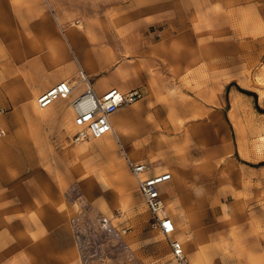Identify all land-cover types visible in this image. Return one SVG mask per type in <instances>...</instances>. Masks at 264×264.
<instances>
[{
	"label": "crops",
	"instance_id": "1",
	"mask_svg": "<svg viewBox=\"0 0 264 264\" xmlns=\"http://www.w3.org/2000/svg\"><path fill=\"white\" fill-rule=\"evenodd\" d=\"M75 21L81 28H74L76 22L64 26L54 15L52 19L34 17L30 24L18 26L19 36L0 40V106L9 110L0 116L5 132L0 137V264L76 262L66 226L71 209L63 192L76 183L92 197L91 186L101 192L99 175L90 176L89 159L83 158L88 140L74 146L43 139L45 129H57L59 121L69 135L75 132L69 107L66 114H57L58 106L65 102L38 110L33 98L59 81L73 86L74 94L81 93L78 71L88 78L96 95L109 89L142 94L132 105L135 111L122 116L118 110L110 117L111 132L101 138L102 146L94 140L93 147L115 163L119 141L130 142V152L125 154L132 159L128 158L147 165L148 174L168 173L170 180L161 186L160 194L175 229L180 222L177 215L189 210L193 192L199 198L210 196L209 186L202 188L199 183L217 182V168L212 171L211 162L208 166L197 136L201 107L185 109L188 102L183 100V108L178 109L179 96L196 102L195 88L201 86L202 53L211 48L208 45L203 51L201 32L176 30L168 19L142 23L145 29L134 25L114 30H101V20ZM6 52L12 54L14 62L2 61ZM263 76L264 66L256 76L257 83L263 82ZM163 102H169L174 110H168ZM225 107L222 120L227 124L230 109ZM128 128L132 133L128 134ZM109 178L116 189L131 185L121 169H116L115 179L113 175ZM217 201L212 206L221 214L222 204ZM232 205L236 203L232 201ZM99 206L107 215L112 207L122 214L130 210L128 197L116 198L111 207L104 202ZM192 215V222L185 230L176 229L174 238L183 247L189 242L191 264H205L213 239L208 227ZM186 233H191L192 240Z\"/></svg>",
	"mask_w": 264,
	"mask_h": 264
},
{
	"label": "rangeland",
	"instance_id": "2",
	"mask_svg": "<svg viewBox=\"0 0 264 264\" xmlns=\"http://www.w3.org/2000/svg\"><path fill=\"white\" fill-rule=\"evenodd\" d=\"M43 15L50 19L56 16L64 26L74 25L75 20L81 19L101 20V30L134 25L145 29L142 23L152 20L161 23L162 19H168L176 30L201 32L203 51L206 46H211L202 53L201 86L195 88L196 102L179 96L178 109L183 108V100L188 102L185 109L201 107L202 116L198 119L201 132L197 136L201 138L203 157L208 166L211 162L212 171L217 168V182L199 183L202 188L209 186L210 196L199 198L193 192L191 201L188 200L189 210L177 215L180 222L176 229L185 230L184 226L193 220L192 214L208 227L213 246L205 264H264V76L261 84L256 78L264 66V0H0V40L19 36V25L30 24L34 17ZM74 26L81 28L78 22ZM2 61L12 63L14 58L6 52ZM163 104L168 110H174L169 102ZM61 105L58 115L67 112L68 102ZM225 105L230 109L227 124L222 120ZM0 109L6 107L0 106ZM132 109L135 107L130 105L120 109L119 113L123 116ZM177 123H181V119ZM42 125H46V121ZM57 127L45 129L43 139L46 142L59 140L78 146L70 142V135L61 121ZM129 133L132 132L128 128ZM119 142L126 154L130 152V142ZM94 144V140L85 143L89 149L83 158L89 159L90 176L99 175L101 192L91 186L92 197H89L76 183L67 187L63 196L71 209L69 216L73 213L69 198L73 196L68 194L73 189L98 211L101 210L100 202L111 207L116 198L128 197V212L117 213L112 207L109 215L102 213L110 217L116 215L127 227V242L134 257L132 264H173L162 237L148 228V214L117 148L118 161L114 163L94 150ZM116 169L125 172L131 182L125 190L114 188L108 181L111 175L116 178ZM164 191L162 189V193ZM217 200L222 204L221 214H217L212 206L213 202L218 203ZM232 201L236 203L235 207ZM167 214L171 216L169 211ZM189 234L186 233V237L192 240ZM183 250L189 259V242Z\"/></svg>",
	"mask_w": 264,
	"mask_h": 264
},
{
	"label": "built area",
	"instance_id": "3",
	"mask_svg": "<svg viewBox=\"0 0 264 264\" xmlns=\"http://www.w3.org/2000/svg\"><path fill=\"white\" fill-rule=\"evenodd\" d=\"M78 82L83 91L74 94V87L59 81L37 95L35 105L38 110L51 106L56 101H66L72 111V124L76 128L70 135L71 143L88 139L97 140L110 129V117L118 110L141 100L142 94L131 91L125 94L109 89L96 95L88 78L77 72ZM8 110L0 109V115ZM5 134L0 127V137ZM118 153L131 177L145 211L148 214V228L157 232L164 240L173 264H191L181 243L174 238L175 226L168 217L160 194L162 185L170 180L168 173L147 174L148 166L128 158L118 147ZM70 204L73 213L67 219V227L75 252V264H132L134 257L128 245V229L116 215H104L85 203L76 189L70 190Z\"/></svg>",
	"mask_w": 264,
	"mask_h": 264
},
{
	"label": "bare ground",
	"instance_id": "4",
	"mask_svg": "<svg viewBox=\"0 0 264 264\" xmlns=\"http://www.w3.org/2000/svg\"><path fill=\"white\" fill-rule=\"evenodd\" d=\"M119 92V91H118ZM56 102H58V101H56ZM56 102H54L53 104H55ZM64 102H66V101H64ZM52 104V105H53ZM135 104V103H134ZM51 105V106H52ZM133 105V104H132ZM50 107V106H49ZM49 107H47V108H49ZM69 107V106H68ZM47 108H45V109H47ZM45 109H42V110H45ZM69 109H70V107H69ZM70 111H71V109H70ZM72 112V111H71ZM110 123V122H109ZM75 130H76V128H75ZM111 132V123H110V129H109V132L105 135V136H107L109 133ZM105 136H103V137H105ZM102 137V138H103ZM88 140H91V139H88ZM96 142H98L99 144H101V146H102V139L100 138V139H97V140H95ZM83 142V141H82ZM79 143H81V142H79ZM79 143H76V144H79ZM139 163H142V162H139ZM148 174V173H147ZM118 213H121V210L118 208ZM175 233H176V229H175ZM175 233H174V236H175ZM178 241V240H177ZM179 242V241H178ZM181 243V242H180ZM181 246L183 247V245H182V243H181ZM184 251V250H183ZM185 253V252H184ZM191 263V262H190Z\"/></svg>",
	"mask_w": 264,
	"mask_h": 264
}]
</instances>
